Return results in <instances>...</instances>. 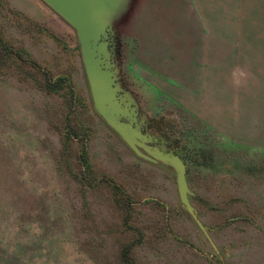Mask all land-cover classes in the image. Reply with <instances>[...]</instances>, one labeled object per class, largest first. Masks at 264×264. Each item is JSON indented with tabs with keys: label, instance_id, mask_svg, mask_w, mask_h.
<instances>
[{
	"label": "rangeland",
	"instance_id": "1",
	"mask_svg": "<svg viewBox=\"0 0 264 264\" xmlns=\"http://www.w3.org/2000/svg\"><path fill=\"white\" fill-rule=\"evenodd\" d=\"M114 29L120 85L186 163L213 244L175 172L95 111L75 30L40 0H0V258L121 264L134 243L137 264H264V157L234 142L258 128L264 0H132Z\"/></svg>",
	"mask_w": 264,
	"mask_h": 264
},
{
	"label": "water",
	"instance_id": "2",
	"mask_svg": "<svg viewBox=\"0 0 264 264\" xmlns=\"http://www.w3.org/2000/svg\"><path fill=\"white\" fill-rule=\"evenodd\" d=\"M76 32L92 103L97 114L140 159L170 167L176 174L181 204L213 244L190 201L187 165L166 139L150 134L134 99L124 93L116 68L114 24L132 0H40Z\"/></svg>",
	"mask_w": 264,
	"mask_h": 264
},
{
	"label": "trees",
	"instance_id": "3",
	"mask_svg": "<svg viewBox=\"0 0 264 264\" xmlns=\"http://www.w3.org/2000/svg\"><path fill=\"white\" fill-rule=\"evenodd\" d=\"M4 50L5 52H7L8 54H10V56H14L16 57V52L15 50L10 47V46H4ZM36 66V65H35ZM38 67V66H37ZM64 77H59L58 79H56L54 81L53 84H50L52 87H54L55 85L61 84L62 81H64ZM71 88V87H70ZM72 91V90H71ZM73 92V91H72ZM179 155V154H178ZM80 159H81V163L83 166V170L87 175H91L92 174V167L90 166L88 157H87V153L85 151V149L83 150V152L80 155ZM85 174V175H86ZM105 182L108 185H111L115 190H117L120 194H122V196H125V191L122 189L121 186L117 185L116 183H114L112 181V179H106ZM129 203V202H127ZM134 247V243H131L129 245H125L122 250L119 253V262L122 264H137L136 261L133 259V257L131 256V251ZM18 261L17 257H10V258H5V257H1L0 258V264H15Z\"/></svg>",
	"mask_w": 264,
	"mask_h": 264
},
{
	"label": "crops",
	"instance_id": "4",
	"mask_svg": "<svg viewBox=\"0 0 264 264\" xmlns=\"http://www.w3.org/2000/svg\"><path fill=\"white\" fill-rule=\"evenodd\" d=\"M262 106L260 107V116L257 131L249 132V135H243L241 139L234 138V142L241 143L246 152H253L260 157H264V94L261 95Z\"/></svg>",
	"mask_w": 264,
	"mask_h": 264
},
{
	"label": "flooded vegetation",
	"instance_id": "5",
	"mask_svg": "<svg viewBox=\"0 0 264 264\" xmlns=\"http://www.w3.org/2000/svg\"><path fill=\"white\" fill-rule=\"evenodd\" d=\"M150 133V132H149ZM178 154V153H177Z\"/></svg>",
	"mask_w": 264,
	"mask_h": 264
}]
</instances>
